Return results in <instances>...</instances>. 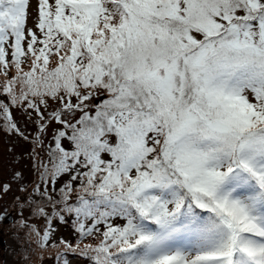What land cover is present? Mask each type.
<instances>
[{"label":"snow or ice","instance_id":"obj_1","mask_svg":"<svg viewBox=\"0 0 264 264\" xmlns=\"http://www.w3.org/2000/svg\"><path fill=\"white\" fill-rule=\"evenodd\" d=\"M30 9L0 0V122L40 121L26 239L70 217L90 264H264V0H35L28 27Z\"/></svg>","mask_w":264,"mask_h":264},{"label":"rangeland","instance_id":"obj_2","mask_svg":"<svg viewBox=\"0 0 264 264\" xmlns=\"http://www.w3.org/2000/svg\"><path fill=\"white\" fill-rule=\"evenodd\" d=\"M30 2L32 9H30L28 27H33L36 15L35 0H30ZM29 66L30 60L22 64L24 71H28ZM14 75L15 69L10 68L9 77ZM5 80V77L0 76V88H2ZM14 91L17 96L21 94L19 84L15 87ZM2 98L0 97V99ZM49 104L51 108L48 109L47 114H50L56 106L53 101H49ZM22 108L23 110H20L19 107L14 108L13 114L18 126L28 139L3 130L2 122H0V184L10 185V190L7 193H0V236L4 241V246L0 247V264H53V254L62 246L59 243L60 240H72L76 243V237L79 234L74 231L72 219L67 217L68 223L61 224L57 220L53 221V226L56 229L53 234V244L59 243L58 245L54 244L56 245L55 247L51 246V241L48 247L42 249L37 246L35 237H31L30 242L26 239L28 229L21 227L22 217L29 225L34 224L38 229L44 227V221L34 216L32 211L36 204L43 203V201L40 192L35 190V186L38 183L37 173L34 168L35 154L33 147L31 146L30 148L29 145V143L33 144V138L37 136V128L40 121L38 119L35 120L36 114L30 109H27V112H31V115L28 116L31 119H25L26 105H23ZM54 128V125H49V134L46 139H51V132L54 131ZM20 138L23 140H20ZM23 141L26 143H23ZM17 172L20 173V176L19 178H14ZM66 180L67 177L65 176L57 181L56 195H58L59 187ZM21 188H25L26 191H21ZM49 191L51 192V186H49ZM18 198L20 199L18 200ZM21 200L27 202L21 205ZM46 211L50 212L51 209L46 208ZM9 214L11 215V221L4 223L5 217ZM89 240L87 242H98L97 239H93L92 237H89ZM71 245L73 247V244ZM82 248H84V245L80 246V249ZM67 264L88 263L80 261L74 256H70Z\"/></svg>","mask_w":264,"mask_h":264},{"label":"trees","instance_id":"obj_3","mask_svg":"<svg viewBox=\"0 0 264 264\" xmlns=\"http://www.w3.org/2000/svg\"><path fill=\"white\" fill-rule=\"evenodd\" d=\"M25 59V63L28 61V59H26V58H24ZM24 64V63H23ZM23 106H20L19 107V109L20 110H23V108H22ZM49 108H51L50 107V104H49ZM48 108V109H49ZM26 112V118L25 117H22V118H25V119H31V117H29L28 118V116H30V115H28V112H27V110L25 111ZM47 115V114H46ZM36 116V115H35ZM36 119H38L37 118V116L35 117V120ZM34 120V121H35ZM19 138V137H18ZM23 138V137H22ZM22 138H20V140H23ZM25 141V140H24ZM23 141V143H26V142H24ZM22 142V141H21ZM29 145H30V148H31V146L33 147V144L31 143H29ZM56 188H57V186H56ZM67 218V217H66ZM67 220V219H66ZM66 223H68V220H67V222ZM77 238V239H76ZM75 239H76V243H74V241H72V240H67V242L68 243H70V244H73V249H75V251H73V250H69V249H66L63 245L62 246H60L59 248L60 249H58V250H56L55 252L56 253H54L53 255V264H64V262H65V260L67 261L69 258H70V256H74L75 258H77V259H79L80 261H85L86 263H88V264H90V261L88 260V259H86L85 257H83V256H81L80 255V246L81 245H86V244H92V245H95L96 243H98V242H87V241H90L89 240V237L88 238H85V239H83V241H81V239H80V236H78V237H76ZM74 239V240H75ZM62 240H64V239H62ZM66 241V240H65ZM52 244H53V240H52V242H51ZM50 243V244H51ZM79 243V248H77L76 246H77V244ZM54 244H57V243H54ZM59 244V243H58ZM57 244V245H58ZM83 249V248H82Z\"/></svg>","mask_w":264,"mask_h":264},{"label":"water","instance_id":"obj_4","mask_svg":"<svg viewBox=\"0 0 264 264\" xmlns=\"http://www.w3.org/2000/svg\"><path fill=\"white\" fill-rule=\"evenodd\" d=\"M10 221H11V215L9 214L5 217L4 223L10 222ZM3 246H4V241H3V238L0 236V247H3Z\"/></svg>","mask_w":264,"mask_h":264}]
</instances>
